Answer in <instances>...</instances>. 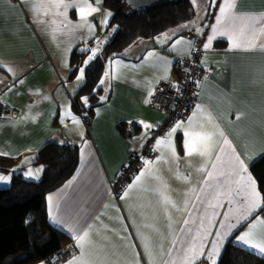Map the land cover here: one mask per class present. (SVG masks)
Returning <instances> with one entry per match:
<instances>
[{"label": "crops", "instance_id": "crops-1", "mask_svg": "<svg viewBox=\"0 0 264 264\" xmlns=\"http://www.w3.org/2000/svg\"><path fill=\"white\" fill-rule=\"evenodd\" d=\"M190 2L191 18L164 31L169 38L157 40L161 33L139 39L123 55L110 60L104 75L103 103L96 108L92 124L87 126L72 107V96L84 82L77 80L79 70L73 74L72 60L76 50L92 55L90 49L98 48L97 55L104 46L103 38L112 37L108 29L112 11L106 7L105 0L98 4L96 0H89V4L98 9L86 17L91 29L73 26L82 23L75 8L68 10L67 20L72 23L65 26L61 24L64 17L48 12V0H35L39 12L34 10L30 0H0V100L18 111L13 117H0V157L17 160L9 170H2L6 176H11L4 186L11 184L19 171L29 178L25 173L31 169L33 175L29 179H40L43 169L35 171L42 166L35 162V156L47 143L54 140L80 143L78 171L48 194L47 203L52 224L72 236L73 241L68 245L76 247L74 232L69 228L92 226L93 244L85 251L95 264H134L137 253L139 264H181L182 249L190 237H205V245L210 246L213 240L219 239L216 232L224 234L218 260L231 239L264 257L258 250L236 241L250 225L254 226L252 230L257 238L264 233V223H261L264 207L237 223L236 209L244 196L236 194V186L232 185L231 196L219 195L218 199H213L225 191L222 185L230 183L228 164L235 149L248 165V173L256 181V189L264 201L251 169L264 155V47H261L264 45V0H234L231 12L240 47H231L226 36H217L207 49L204 44L212 34L210 26L216 24L219 6L224 0ZM191 21L195 24H189ZM186 24L188 27H180ZM196 28L201 31L197 32ZM180 37H184V42L173 49L172 44ZM198 39L203 44L201 63L213 75L199 82L197 104L201 105V110L194 107L189 116L193 117L191 125L189 117L179 121L182 127L171 138L173 154L167 146L156 145L157 139L162 138L156 136V131L167 119V113L144 107V94L149 86L164 80L178 84L175 62L178 57L191 53ZM249 40L256 47H249ZM188 41L192 42L191 48ZM149 52L154 56L146 60ZM159 57L166 58L167 64ZM164 76L167 79L162 78ZM121 121L137 122L141 130L123 135L117 127ZM145 124L152 127L146 129ZM201 125L208 131H215L214 125L218 126L224 136L217 132L210 157H188L184 132L190 127L199 130ZM224 138L229 144H224ZM147 139H154L157 157L144 159L135 175L144 172L141 181L136 182L134 177L128 184L133 185L131 189L127 185L119 195L114 193L112 182L127 162L129 147H142ZM26 159L31 162L24 163ZM146 161L152 163L146 164ZM213 164L217 165L215 169ZM209 171L213 172L214 180H209ZM221 172L224 175H219ZM225 177L230 179L226 181ZM126 190L128 195L121 199ZM165 191L175 207L163 203L161 193ZM184 220H188V224H184ZM201 222L203 228H200ZM232 224L236 227L230 229ZM148 240L154 245L151 258L143 247ZM77 250L76 255H79L81 250ZM70 258L35 264H66ZM196 263L208 264L203 258Z\"/></svg>", "mask_w": 264, "mask_h": 264}, {"label": "trees", "instance_id": "trees-1", "mask_svg": "<svg viewBox=\"0 0 264 264\" xmlns=\"http://www.w3.org/2000/svg\"><path fill=\"white\" fill-rule=\"evenodd\" d=\"M105 5L112 11L108 27H115L112 37L88 65L83 61L88 59L90 52L76 50L72 60L73 74L80 67L86 68L85 80L72 96V107L78 115L90 116L92 122L96 108L103 103L104 83L100 81H104L110 60L123 55L137 40L160 35L192 16L190 0L165 2L143 11L133 10L125 0H105ZM84 97H87L86 103ZM117 127L126 136L141 130L137 122L121 121ZM16 161L0 157V171L9 170ZM35 162L43 166L40 179H29L19 171L14 174L9 187H0V264H35L49 260L73 241L72 236L52 224L47 196L78 171L81 144L51 141L38 150ZM251 169L264 197V155L252 164ZM217 264H264V257L231 239Z\"/></svg>", "mask_w": 264, "mask_h": 264}, {"label": "snow or ice", "instance_id": "snow-or-ice-1", "mask_svg": "<svg viewBox=\"0 0 264 264\" xmlns=\"http://www.w3.org/2000/svg\"><path fill=\"white\" fill-rule=\"evenodd\" d=\"M100 0H96V3L98 4ZM215 2V0H213ZM30 3L34 6V10L39 12V8H35V0H30ZM193 3L195 4V0H193ZM44 5L41 4L40 8H43ZM48 12L58 15L60 17H64L63 20H61V24L67 26L68 24H71V21L67 20V12L70 8H75V10L78 12V15L80 17V21L82 23H78L76 25H73L74 27H80V26H87L91 29L92 25L87 23L86 17L93 12L98 11L97 8L92 7L91 4H89V0H48ZM234 7V0H224V2L219 6V15L216 17V24L211 25L212 28V34L207 37V42L204 44V48L207 49L211 46V43L214 39H216L217 36H226L228 40L231 42V47H240V41L239 38L236 35V28L234 24V14L231 12V9ZM106 15L110 16L111 13H106ZM103 23H107V21H103ZM189 24H195V21L189 22ZM181 28L188 27V25H181ZM197 32H200V28H196ZM173 35H175V32H173ZM168 37V33H162L159 37H157V40H163ZM184 42V37H180L177 39L173 44L172 48L175 49L177 45ZM189 47H192V42H187ZM249 47H256V44L249 40L247 41ZM261 47H264V45H261ZM92 52V55L88 56V59L83 61L84 65H88L95 57L97 53V49H90ZM187 55H190L191 53H186ZM154 53L149 52L148 55L145 57L147 60L150 57H153ZM159 59H162L167 64L166 58L159 57ZM113 63H118L116 61H113ZM11 71V69H9ZM86 68L80 67L79 68V76L77 79H82L85 75ZM164 79H167V76L162 77ZM103 80L100 81L101 84H103ZM10 90V89H9ZM151 96V92L149 93ZM85 103L87 102V97L82 98ZM101 99H104V97H101ZM196 110H201V105H196ZM67 114V113H66ZM196 115V112L194 111L193 116ZM73 119L79 123L78 119L76 117H73ZM211 120V117L209 118ZM193 120V117L188 118V123L191 125ZM144 127L151 128L152 125L145 124ZM182 127L181 122H177L167 133L166 137H162L157 139L156 145L157 146H167L173 151V154H175L174 145L172 143V136L177 131V129ZM215 131H208L204 128L203 125L200 126L199 130L196 128L190 127L189 130L184 132V135L187 137V139L184 142L185 147V155L188 157L193 156H199V157H210L212 150L215 147L216 141L214 140V137L216 136L217 132L221 137L224 136V133L219 130L218 126H215ZM224 144H229V141L227 138H224ZM217 160H219V156H217ZM30 159H26L24 163H30ZM146 164H151V161H146ZM213 169L217 167L216 164L212 165ZM229 173L231 174V180L230 183L222 185L225 187V191L222 194H217L213 197V199H218L219 195L224 196H231L232 195V185L234 184L236 188L238 189L237 195H243L244 199L237 207L236 211L239 213V218L237 220V223H239L240 219L246 220L248 216L252 215L253 212L256 211L258 208L264 207V201L261 200L260 194L256 189V181L253 179L250 173H248V165L245 163L244 159H241L240 155L236 153V150H232V158L229 161L228 164ZM43 166H41L40 169H36V172L42 171ZM27 176L33 175V170H29L27 173H25ZM145 175L144 172H141L139 175L135 177V181L139 182L141 181V178ZM208 178L209 180H214L215 177L213 176V172H208ZM219 175H224L223 172L219 173ZM187 179V177H184ZM11 176H5L0 175V181L2 182H8L10 181ZM230 177H225V180H229ZM133 185H128L127 188L131 189ZM128 195V191L126 190L123 195L120 197L123 199L125 196ZM162 195V201L165 205L172 204L173 207H175V203L171 200V197L168 196L165 192L161 193ZM229 203L231 204L232 201L229 200ZM211 206V204H210ZM107 207V205H106ZM225 217H227V213L224 214ZM55 220V218L53 217ZM57 223H60V221H55ZM184 224H188V220L183 221ZM223 223V222H221ZM261 223H264V221H261ZM231 228H235L236 225L232 224L229 226ZM253 227L250 225L249 230L241 233L239 236L236 237L237 242H242L247 247L258 250L260 254L264 255V233H261L259 235V238L253 233ZM91 225H88L85 229H73L69 228L70 232H74V239L76 241V247L79 248L81 251L79 255L71 257L68 261H66V264H95V261L90 258L87 251H85L86 247H91L93 244V241L90 238L91 234ZM200 228H203V222H201ZM200 228L197 229V233L199 234ZM205 232L207 230L205 229ZM215 235L219 237L217 240H213L211 242L210 246L205 245L204 239L205 237L192 236L190 237L187 245L182 249L181 254V264H196L197 261H199L201 258H203L208 264H217L220 250L222 248V240L224 239V234L220 232H216ZM174 244L176 242H173ZM134 247V245H133ZM143 247L146 250L147 255L151 258L153 255V248L154 245L151 242V240L146 241L143 244ZM207 247V252H205V248ZM137 259L135 260L134 264H139V253L136 254ZM175 264V262H173Z\"/></svg>", "mask_w": 264, "mask_h": 264}, {"label": "built area", "instance_id": "built-area-1", "mask_svg": "<svg viewBox=\"0 0 264 264\" xmlns=\"http://www.w3.org/2000/svg\"><path fill=\"white\" fill-rule=\"evenodd\" d=\"M196 46L190 55L177 58L174 71L178 76V84L164 80L159 84L149 86L144 94L143 103L146 108H157L167 113V119L162 122L156 136L163 137L175 121L186 120L198 102L199 82L204 78H210L213 73L203 66L201 57L203 44L201 40H195ZM151 92V96L149 93ZM18 113L17 109L0 100V117H13ZM89 126L92 118L82 116ZM158 149L154 139H147L142 147L131 146L128 150V160L121 167L112 182V190L116 194L123 192L132 181L137 172L142 168L144 159L157 157ZM77 248L67 245L62 251L50 257V261L57 263L62 259L73 257L77 254Z\"/></svg>", "mask_w": 264, "mask_h": 264}, {"label": "water", "instance_id": "water-1", "mask_svg": "<svg viewBox=\"0 0 264 264\" xmlns=\"http://www.w3.org/2000/svg\"><path fill=\"white\" fill-rule=\"evenodd\" d=\"M127 5L135 11H143L144 9L156 6L161 3L171 2L174 0H125Z\"/></svg>", "mask_w": 264, "mask_h": 264}, {"label": "rangeland", "instance_id": "rangeland-1", "mask_svg": "<svg viewBox=\"0 0 264 264\" xmlns=\"http://www.w3.org/2000/svg\"><path fill=\"white\" fill-rule=\"evenodd\" d=\"M109 31H110V33L112 34L113 33V31H115V27H112L111 29H109ZM103 38V37H102ZM102 40V39H101ZM101 40L100 41H98L97 42V45H99V43L101 42ZM106 41H109V39H106V38H103V40H102V46L105 44V42ZM96 49H98V48H96ZM79 74L80 73H78V76H79ZM77 76V77H78ZM83 80H85V75H84V77L82 78ZM78 80V79H77ZM74 93V92H73ZM75 94V93H74ZM143 106H144V103H143ZM145 107V106H144ZM92 124V123H91ZM90 124V125H91ZM89 125V126H90ZM131 147V146H130ZM129 147V148H130ZM129 150V149H128ZM6 173H4V171H0V175H5ZM6 176V175H5ZM29 178L31 177V176H28ZM10 186V184H7V185H5L4 186V182H2V181H0V187H3V188H6V187H9Z\"/></svg>", "mask_w": 264, "mask_h": 264}]
</instances>
